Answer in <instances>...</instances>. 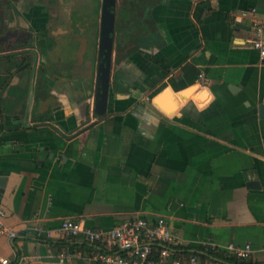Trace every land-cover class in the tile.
Segmentation results:
<instances>
[{
  "label": "crops",
  "instance_id": "0c3cea01",
  "mask_svg": "<svg viewBox=\"0 0 264 264\" xmlns=\"http://www.w3.org/2000/svg\"><path fill=\"white\" fill-rule=\"evenodd\" d=\"M146 13V50L114 58L105 115L91 59L4 54L0 33V206L17 234L0 233V257L60 264L80 249L65 264H99L84 235L56 233L62 221L143 216L168 220L180 257L264 264V60L251 43L264 0H146Z\"/></svg>",
  "mask_w": 264,
  "mask_h": 264
},
{
  "label": "flooded vegetation",
  "instance_id": "af4514ba",
  "mask_svg": "<svg viewBox=\"0 0 264 264\" xmlns=\"http://www.w3.org/2000/svg\"><path fill=\"white\" fill-rule=\"evenodd\" d=\"M103 10L104 0H1L2 52L70 55L98 67ZM146 14V0H116L113 64L134 48L146 50Z\"/></svg>",
  "mask_w": 264,
  "mask_h": 264
},
{
  "label": "built area",
  "instance_id": "2783aa9c",
  "mask_svg": "<svg viewBox=\"0 0 264 264\" xmlns=\"http://www.w3.org/2000/svg\"><path fill=\"white\" fill-rule=\"evenodd\" d=\"M253 28L256 38L251 43L264 60V25L255 23ZM201 78H204L203 74ZM4 216L5 211L0 206V233H6L11 238L16 237V232L4 223ZM39 231L44 230L39 228ZM56 233L70 237L84 235L86 240L94 245L90 258L99 264H199V257L196 254L180 257L175 253L173 245L178 241L165 217H159L155 222H151L146 217L137 216L109 230L96 229L86 225L82 220L68 218L62 221ZM46 234L51 236L52 232L47 231ZM225 250L239 258L248 259L252 255L253 247L250 243L238 245L231 242ZM84 256L83 250L67 249L56 254L55 258L58 263L65 264L74 258ZM41 260L40 254L31 256L17 254L13 260L0 257V264H31Z\"/></svg>",
  "mask_w": 264,
  "mask_h": 264
},
{
  "label": "water",
  "instance_id": "95a60500",
  "mask_svg": "<svg viewBox=\"0 0 264 264\" xmlns=\"http://www.w3.org/2000/svg\"><path fill=\"white\" fill-rule=\"evenodd\" d=\"M116 0H104L97 76L95 81V113L105 115L111 92V76L114 51V25ZM87 80V75H83ZM5 176H0V186H4Z\"/></svg>",
  "mask_w": 264,
  "mask_h": 264
}]
</instances>
